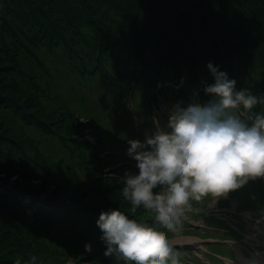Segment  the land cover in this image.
<instances>
[{"label":"trees","instance_id":"1","mask_svg":"<svg viewBox=\"0 0 264 264\" xmlns=\"http://www.w3.org/2000/svg\"><path fill=\"white\" fill-rule=\"evenodd\" d=\"M0 4V124L22 142L15 155L3 140L0 150L8 159L0 162L1 172L43 182L26 201L3 193L11 211L27 218L23 241L38 259L48 252L50 258L75 259L73 264H125L104 254L96 223L101 212L118 209L167 231L122 196L125 174L139 172L127 155L128 141L143 142L156 120L167 129L175 108L213 99L204 91L215 83L209 63L236 81V91L260 100L249 114L240 108L234 115L249 126L255 116L264 117V0ZM251 181L240 194L241 209L257 190ZM209 198L192 201L186 214L226 226L205 218ZM252 203L257 211L264 197ZM189 219L182 218L180 232L168 233L169 239L202 236ZM177 251L199 261L189 250Z\"/></svg>","mask_w":264,"mask_h":264},{"label":"clouds","instance_id":"2","mask_svg":"<svg viewBox=\"0 0 264 264\" xmlns=\"http://www.w3.org/2000/svg\"><path fill=\"white\" fill-rule=\"evenodd\" d=\"M208 68L215 83L204 91L213 99L175 108L167 129L157 125L143 142L128 141L127 155L139 172L125 174L122 196L133 210L142 207L152 213L167 231L130 219L118 209L101 212L96 223L107 245L105 256L114 255L125 264H180L168 233L180 232L182 218L193 209L191 202L223 197L250 179L264 177V117L255 116L249 126L232 111L242 108L249 114L259 98L236 91V81L211 63ZM36 262L32 256L28 264Z\"/></svg>","mask_w":264,"mask_h":264},{"label":"rangeland","instance_id":"3","mask_svg":"<svg viewBox=\"0 0 264 264\" xmlns=\"http://www.w3.org/2000/svg\"><path fill=\"white\" fill-rule=\"evenodd\" d=\"M0 9H3V5L0 4ZM0 65H2L0 61ZM1 94H5V90H0ZM27 116L29 115L28 112H24ZM3 140H8L11 145L9 147L12 149V152L17 155V152H20L19 147L16 143L19 145L22 143L21 138L19 135L16 134V132H12L9 130V132L5 131V128L0 124V149L3 147ZM15 143L16 145L12 144ZM5 149V148H4ZM2 153L0 150V162L5 163L4 160L8 159L7 154L5 153L2 157ZM14 162H19L18 159H12ZM15 167H19V164ZM43 182L40 180H26L23 178H20L19 175L10 176L6 175L1 172L0 167V264H28L30 258L33 256L31 255L27 245L26 241H23V230L25 228L24 222L27 220V218L22 217L19 213H15L12 210L10 204L8 201L11 202V200L8 198L6 194H3L4 192H8L9 195L16 197L17 199H23V197H30V196H36L37 194V188L38 186H41ZM36 189V190H35ZM36 192H35V191ZM23 192V193H22ZM24 194V195H23ZM43 196V195H42ZM40 196V197H42ZM39 197V196H38ZM219 198H227L231 201L230 208H234L237 204L235 199H231L230 194L227 193L223 197ZM248 198H250V195H248ZM6 199L8 201H6ZM26 201L27 199H23ZM250 200H252L250 198ZM251 202V201H250ZM252 203H249V206ZM214 206V203L213 205ZM213 210V209H212ZM251 211V209H248ZM186 218L188 216L185 215ZM194 225H199L200 223H194L191 221ZM202 224V223H201ZM173 247H180V248H186L192 251L193 257L196 258V256H199L204 259V261H208L207 258L202 254L203 250H206L207 247L205 244H203V241L200 238L197 237H189L187 235H179L177 237H173L170 239ZM210 250L212 252L221 253L223 255L230 256V252L227 246L223 245H208ZM53 255L51 253L44 254L41 259L37 258L36 264H73L75 262V259L71 258H50V256ZM58 256H68L64 254H55ZM71 257V256H70ZM213 262H217L219 264H224V262L212 259ZM180 262V264H183ZM232 264V263H231ZM241 264V263H238ZM247 264H254L253 262H248Z\"/></svg>","mask_w":264,"mask_h":264}]
</instances>
